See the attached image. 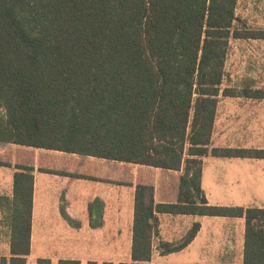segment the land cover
<instances>
[{
  "label": "trees",
  "instance_id": "trees-1",
  "mask_svg": "<svg viewBox=\"0 0 264 264\" xmlns=\"http://www.w3.org/2000/svg\"><path fill=\"white\" fill-rule=\"evenodd\" d=\"M236 4L0 0V139L182 168L174 203L155 204L152 186H136L130 264H149L155 212L243 217V264H264V208L212 206L200 187L203 159L264 160V148L217 147L211 141L220 97L264 99V89L249 83L221 88L229 41L264 40V30L249 29L236 17ZM22 169L13 176L6 206L10 256L1 264H26L30 255L32 176L30 168ZM87 208L89 225H100L103 203L95 198ZM198 227L178 244L160 243V253L184 248Z\"/></svg>",
  "mask_w": 264,
  "mask_h": 264
},
{
  "label": "crops",
  "instance_id": "crops-1",
  "mask_svg": "<svg viewBox=\"0 0 264 264\" xmlns=\"http://www.w3.org/2000/svg\"><path fill=\"white\" fill-rule=\"evenodd\" d=\"M213 128L211 141L214 145ZM231 160L237 159L210 157L202 160L200 187L207 203L264 208V160L248 159L253 160L252 171L244 181L249 193L241 191L246 202H238L233 196L231 187L238 182L235 180L236 165ZM24 167L31 169L32 176L30 255L26 264H36L37 259L48 260L49 264L59 261L113 263L117 257H109L108 251H127L131 262L136 186H152L155 204L174 203L182 174V168L166 170L0 139V197L3 198L0 259L10 256L11 230L6 206L12 199L13 176ZM95 198L103 203V208L99 214L100 225L92 227L87 207ZM61 208L74 224L63 218ZM154 216L157 225L156 234H152L150 240L149 264H243V217L157 212ZM196 223L198 230L184 248L160 253V243L175 245L182 242ZM93 251L100 254L94 257Z\"/></svg>",
  "mask_w": 264,
  "mask_h": 264
},
{
  "label": "rangeland",
  "instance_id": "rangeland-1",
  "mask_svg": "<svg viewBox=\"0 0 264 264\" xmlns=\"http://www.w3.org/2000/svg\"><path fill=\"white\" fill-rule=\"evenodd\" d=\"M235 15L245 27L264 30V0H237ZM224 70L221 88L238 89L249 83L254 89H264V40L231 39ZM213 127V143L217 147L264 148V99L220 97ZM231 161L236 165L235 180L238 182L231 187L233 196L238 202H246L241 191L249 193L244 181L252 171L253 160ZM99 254L93 251L94 257ZM108 255L119 260L110 264L131 263L127 251H108Z\"/></svg>",
  "mask_w": 264,
  "mask_h": 264
}]
</instances>
